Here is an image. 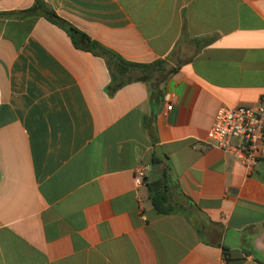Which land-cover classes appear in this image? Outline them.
<instances>
[{
  "label": "crops",
  "instance_id": "crops-1",
  "mask_svg": "<svg viewBox=\"0 0 264 264\" xmlns=\"http://www.w3.org/2000/svg\"><path fill=\"white\" fill-rule=\"evenodd\" d=\"M44 1L127 61L175 72L111 95L105 59L62 28L0 18V264L264 261V149L249 173L208 143L221 108L264 91V0ZM165 163L185 195L170 215L135 185Z\"/></svg>",
  "mask_w": 264,
  "mask_h": 264
},
{
  "label": "trees",
  "instance_id": "trees-1",
  "mask_svg": "<svg viewBox=\"0 0 264 264\" xmlns=\"http://www.w3.org/2000/svg\"><path fill=\"white\" fill-rule=\"evenodd\" d=\"M31 17H43L59 26L68 33L74 45L84 51L105 59L111 74V85L109 92L113 95L117 90L132 82L142 81L151 85L153 90L159 89L161 84L166 82L169 75L175 70H168L167 62L164 60L155 61L150 64L130 62L114 51L102 46L88 35L77 29L71 23L61 18L44 0H35L32 7L12 13H0V18L27 19ZM160 160L153 158V165H158ZM171 169L165 163L162 171L157 177H148V186L151 204L160 215H170L176 213L177 201H174V193L180 192L178 183L171 178ZM227 264L228 254H224ZM259 264H264L263 260L257 259Z\"/></svg>",
  "mask_w": 264,
  "mask_h": 264
},
{
  "label": "built area",
  "instance_id": "built-area-1",
  "mask_svg": "<svg viewBox=\"0 0 264 264\" xmlns=\"http://www.w3.org/2000/svg\"><path fill=\"white\" fill-rule=\"evenodd\" d=\"M167 110H172L171 104ZM233 140H238V143H233ZM208 143L240 162L249 173L253 172L264 149V91L254 106L221 108L208 132ZM150 171L149 165L136 169V187L146 185ZM224 259V264H227Z\"/></svg>",
  "mask_w": 264,
  "mask_h": 264
}]
</instances>
